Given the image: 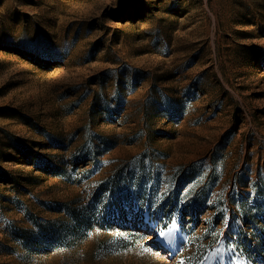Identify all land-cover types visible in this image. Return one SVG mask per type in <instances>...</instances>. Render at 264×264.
Listing matches in <instances>:
<instances>
[{"label":"rangeland","instance_id":"rangeland-1","mask_svg":"<svg viewBox=\"0 0 264 264\" xmlns=\"http://www.w3.org/2000/svg\"><path fill=\"white\" fill-rule=\"evenodd\" d=\"M260 177L264 0H0V264H264Z\"/></svg>","mask_w":264,"mask_h":264},{"label":"trees","instance_id":"trees-1","mask_svg":"<svg viewBox=\"0 0 264 264\" xmlns=\"http://www.w3.org/2000/svg\"><path fill=\"white\" fill-rule=\"evenodd\" d=\"M195 169L196 164L193 165L192 171H194ZM213 172H215V168L213 169ZM217 183L218 180L216 179V173H214L210 177L206 187L211 185L215 186ZM253 187L255 188V195L252 197L246 196L238 198L234 195L230 196V202L232 204H236L234 214H236L237 217L243 221L245 227L249 225L251 219H254L257 214L263 210L261 207L264 206V201L262 200L264 194V178L260 177L258 181L253 183ZM202 214L203 210H198V208L184 214L185 222H189L190 224H192V231H195V229L197 228L199 221L202 218ZM186 216H189V220H186ZM251 235L252 234L249 231L242 229L236 234L235 239L233 241V244L236 249L242 254L246 255L248 258H253V256L258 253L255 246L250 243ZM217 238L218 236H212V233H208L203 239H210L208 245H213L217 242Z\"/></svg>","mask_w":264,"mask_h":264},{"label":"snow or ice","instance_id":"snow-or-ice-1","mask_svg":"<svg viewBox=\"0 0 264 264\" xmlns=\"http://www.w3.org/2000/svg\"><path fill=\"white\" fill-rule=\"evenodd\" d=\"M161 235L163 236V235H165L164 233H161Z\"/></svg>","mask_w":264,"mask_h":264}]
</instances>
